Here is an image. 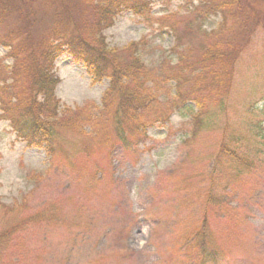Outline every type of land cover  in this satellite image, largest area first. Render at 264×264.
Returning <instances> with one entry per match:
<instances>
[{"label": "rangeland", "instance_id": "obj_1", "mask_svg": "<svg viewBox=\"0 0 264 264\" xmlns=\"http://www.w3.org/2000/svg\"><path fill=\"white\" fill-rule=\"evenodd\" d=\"M5 1L1 37L32 32L37 50L25 42L26 55H21L27 69L38 66L36 59L62 15L73 13L81 19L96 13L83 0ZM150 1L147 17L124 10L102 35L111 48L140 43L143 62L157 72L177 62L168 25H175L182 38L177 49L195 67H204L207 50L237 36L231 26L219 28L220 12L197 18L198 0ZM242 2L249 13L258 15L244 14L248 25L257 19L260 25L247 42L241 33L239 41L246 45L234 63L227 100L220 107L210 104L196 137L190 136L192 117L186 109L195 110L191 103L173 109L167 124L130 136L128 144L93 145L89 152L80 130L59 129L53 156L47 145L29 146L17 134V155L8 174L0 170V233L15 225L19 232L10 246L0 242V264H200L193 245H182L195 237L205 220L211 233L208 247L218 251L216 264H264V0ZM233 10L241 13L237 7ZM62 21L65 26L66 18ZM0 53V65L11 71L14 59L1 43ZM58 63L69 69L64 76L53 72ZM41 69L60 79L55 93L61 110L102 106L109 80L92 83L86 68L69 52ZM211 92L205 89L206 104L214 98ZM178 114L186 119L175 121ZM3 116L0 109V121L10 122ZM223 138L251 167L225 157L216 161ZM177 139L179 151H171L175 162L155 176L149 167L152 156L172 149ZM212 172L216 179H211ZM133 187L143 190L138 203L130 202ZM211 190L219 204L209 201Z\"/></svg>", "mask_w": 264, "mask_h": 264}, {"label": "trees", "instance_id": "obj_2", "mask_svg": "<svg viewBox=\"0 0 264 264\" xmlns=\"http://www.w3.org/2000/svg\"><path fill=\"white\" fill-rule=\"evenodd\" d=\"M83 1L96 10V13H87L81 19L73 13L62 15L54 25L48 43H44L46 47L39 53L40 57L36 59L38 66L34 69L30 67L27 69L28 64L23 67L26 58L21 59V55H26L25 42H31L34 46L30 47V50H37L32 32L13 33V39L1 37L0 33V43L9 49L8 54L14 59L9 72L0 65V109L3 117L10 121L18 136L29 146L47 145L52 156L57 151L55 144L60 137L59 129L80 130L82 135L86 136L84 148L88 152L93 145L110 148L109 146L116 143L128 144L127 140L130 136L147 134L148 127L167 124L170 112L173 109L186 108L184 105L187 103L195 107L193 111L189 107L186 109L190 111L192 117L190 136L192 134L191 137H196L203 130L205 120L208 119L210 104L220 107L227 100L234 74V63L254 28L260 25L259 19L254 25H248L244 14L258 15L249 13V6L242 0H198L199 5L195 8L198 12L197 18L212 14L211 12H220L222 22L219 28L231 26L232 30L237 32V36L224 45L219 44L207 50L201 62L204 67H195L187 63L184 54L177 49L182 38L175 25H168V30L175 38L172 50L178 53L177 62L168 63L170 66L165 67V70L160 69V73L143 62L139 53L140 43H131L123 49L111 48L102 35L103 30L112 26L116 17L124 10H132L135 14L147 17L151 9L150 0ZM7 6V1L0 0V32L5 24L3 21L7 14L5 13ZM235 7L241 9V13L234 11ZM63 18L67 20L65 26ZM163 19H160L162 24ZM67 26L70 27L66 31L58 30ZM241 33L246 37L244 43L239 41L242 37ZM64 52H69L75 62L86 68L92 83L109 80L110 85L101 107L94 105L93 110L86 105L76 110L71 108L61 110L60 101L55 93L60 79L53 74L48 75V72L41 67L42 64L53 65ZM35 53L33 52L32 55ZM23 59L24 63H22ZM187 72L191 75L189 76ZM210 77L214 79L212 84L207 83ZM28 80L30 84L27 83ZM205 89H212L210 96L214 95L209 104H206ZM163 94L165 96L161 99ZM220 147L217 162L221 161L218 158L225 157L237 165L251 167V163L238 152L230 149L224 138L220 142ZM214 174L215 172L210 174L212 180L216 179ZM211 193L212 190L208 191L209 201L219 204L220 199L217 196L213 197ZM16 229L15 225L10 231L0 233L1 244L10 246L19 232ZM210 239L211 233L205 220L195 237L187 239L182 247L185 249L193 245L201 257L200 264H216L218 251L208 247Z\"/></svg>", "mask_w": 264, "mask_h": 264}, {"label": "clouds", "instance_id": "obj_3", "mask_svg": "<svg viewBox=\"0 0 264 264\" xmlns=\"http://www.w3.org/2000/svg\"><path fill=\"white\" fill-rule=\"evenodd\" d=\"M3 53H0L2 56ZM10 65L12 63L11 60L7 61ZM69 69L61 68L59 63L53 69L54 73L64 76L67 74ZM186 119V117L182 115H176L174 117L175 121H181ZM181 145V140L177 139L175 141V145L172 149H168L163 152V154L153 155L150 162V169L152 173L157 176L162 173L167 167L171 166L175 161L171 156V151L176 150L179 151ZM16 146H17V132L7 121H0V170H3L6 174H8V169L10 167L11 161L14 157H16ZM143 172L141 173V179H143ZM10 182V180H8ZM6 191L8 189H5ZM143 196V190L139 187H133L130 192V202L138 203L141 201Z\"/></svg>", "mask_w": 264, "mask_h": 264}]
</instances>
